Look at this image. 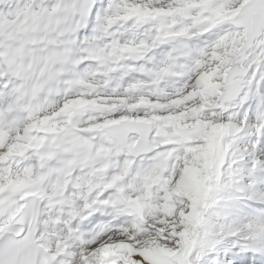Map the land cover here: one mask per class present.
Segmentation results:
<instances>
[{"label":"clouds","instance_id":"clouds-1","mask_svg":"<svg viewBox=\"0 0 264 264\" xmlns=\"http://www.w3.org/2000/svg\"><path fill=\"white\" fill-rule=\"evenodd\" d=\"M240 5L0 0V264H264Z\"/></svg>","mask_w":264,"mask_h":264},{"label":"snow or ice","instance_id":"snow-or-ice-1","mask_svg":"<svg viewBox=\"0 0 264 264\" xmlns=\"http://www.w3.org/2000/svg\"><path fill=\"white\" fill-rule=\"evenodd\" d=\"M240 11L245 12L246 22L250 26L264 24V0H241L240 8L235 12Z\"/></svg>","mask_w":264,"mask_h":264},{"label":"bare ground","instance_id":"bare-ground-1","mask_svg":"<svg viewBox=\"0 0 264 264\" xmlns=\"http://www.w3.org/2000/svg\"><path fill=\"white\" fill-rule=\"evenodd\" d=\"M248 169L253 176L261 171H264V159H251V162L248 164ZM249 179H251V177H249Z\"/></svg>","mask_w":264,"mask_h":264},{"label":"rangeland","instance_id":"rangeland-1","mask_svg":"<svg viewBox=\"0 0 264 264\" xmlns=\"http://www.w3.org/2000/svg\"><path fill=\"white\" fill-rule=\"evenodd\" d=\"M262 83H264V82H262ZM243 134H244L243 132L240 133V135H243Z\"/></svg>","mask_w":264,"mask_h":264}]
</instances>
